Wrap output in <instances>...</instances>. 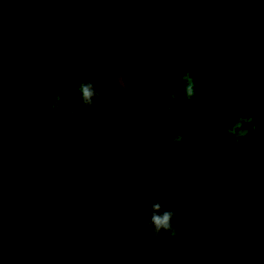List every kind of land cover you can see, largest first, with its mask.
I'll list each match as a JSON object with an SVG mask.
<instances>
[{"label": "flooded vegetation", "instance_id": "flooded-vegetation-1", "mask_svg": "<svg viewBox=\"0 0 264 264\" xmlns=\"http://www.w3.org/2000/svg\"><path fill=\"white\" fill-rule=\"evenodd\" d=\"M1 1L30 58L44 77L31 66L0 7V23L9 26L13 40L31 71L27 77H7L0 87L10 99L20 102L13 104L12 108L38 149L64 179L73 180L67 170L68 164L76 163L75 169L87 170L88 163L93 160L77 155L72 147L65 150L66 160L57 145H92L101 153L99 142L90 136L79 90V50L88 24L99 13L96 11L98 8L90 7L87 4L90 0H42L43 3L40 0H19V8L10 5L9 0ZM91 1L111 4L115 0ZM35 7L42 9L43 14L41 10L36 12ZM17 10L21 14L17 15ZM258 14L264 16V12ZM144 25L134 30L128 42L127 96L121 92L112 72L111 59L119 43L113 50L109 65L113 84L143 135L173 175L174 191L180 189L178 174L186 162L193 165L195 193L207 194L222 183L234 167L252 157L249 146L253 141L259 147L264 146V90L249 83L264 80V22L250 33L248 47L245 45L239 49L228 44L218 46L211 43L190 48L182 45L174 53V59L162 61L155 60V52L151 50L149 64L138 70L141 51L142 58L147 51L143 48L148 37L144 33ZM28 29L32 30L31 36L26 34ZM77 34L82 39L75 53V40L69 41L64 37L70 35L71 38ZM249 64L255 65L254 71ZM20 71L26 73L25 68ZM186 73L194 84V95L190 98L185 94ZM57 95L60 101L54 110L52 106L56 104ZM40 97L41 100L33 102ZM241 116L245 119L252 117V122L243 125L249 132L237 142L238 138L230 137L227 130ZM201 131L203 133H199ZM89 136L91 141H87ZM178 136L182 139L177 141L175 138ZM259 158L264 163V158L260 155ZM75 184H69L74 195L73 188L78 187ZM123 216L113 222L119 223Z\"/></svg>", "mask_w": 264, "mask_h": 264}, {"label": "trees", "instance_id": "trees-1", "mask_svg": "<svg viewBox=\"0 0 264 264\" xmlns=\"http://www.w3.org/2000/svg\"><path fill=\"white\" fill-rule=\"evenodd\" d=\"M9 3L19 8V0H9ZM87 4L98 8L95 9L97 12L108 6V3H93L91 0ZM17 12V15L21 14L19 10ZM259 12H264V7L187 6L160 16L161 21L146 22L144 33L148 34V37L143 48L147 51L144 58L141 57V51L138 70L149 64L151 50L155 52L154 59L162 61L174 59V53L178 52L182 45L190 48L211 43L218 46L228 44L231 48L239 49L245 45L248 47L250 33L264 22V16H260ZM26 34L31 36L32 30L28 29ZM64 39L75 40L73 49L77 53L82 36L77 34L71 35L70 38V35H65ZM257 60L258 58L255 59V64ZM14 62L16 66L12 64ZM249 66L255 70V65ZM22 68L26 69L25 74L20 71ZM30 72L26 60L13 40L9 26L4 22L0 23V85L3 86V80L9 76L22 78L27 77ZM249 83L264 90V80ZM88 125L90 136L99 142L101 153L97 147L92 148V145L57 146L62 149L63 158L66 160L65 150L71 147L77 155L93 160L88 163L87 170L75 169L76 163H69L67 170L78 185L73 188L75 196L91 219L98 222L96 218L106 219L118 208L128 210L132 189L98 136L95 132L92 133L89 119ZM84 134L86 137L87 132ZM90 136L87 141H91ZM259 155L264 158V148L231 171L230 174H235L238 178L232 184L236 195L229 194L219 200L202 198V206L196 210H192L198 204L195 198L198 194L194 189L193 165L183 162V168L178 174L181 180L180 189L175 192L178 213L173 236L180 230H192L184 217L185 212H191L200 234L207 242L213 244V261L217 260L220 264H257L262 259L264 264V163L260 161ZM225 180L223 182H226ZM204 195L206 194H202ZM117 223L105 230H114L119 224ZM0 264H92L90 256L80 245L56 229L31 206L1 170Z\"/></svg>", "mask_w": 264, "mask_h": 264}, {"label": "water", "instance_id": "water-1", "mask_svg": "<svg viewBox=\"0 0 264 264\" xmlns=\"http://www.w3.org/2000/svg\"><path fill=\"white\" fill-rule=\"evenodd\" d=\"M210 5L264 7V0H115L87 26L79 50L80 84L92 82L100 98L93 97L91 107L83 101L86 115L132 189L129 208L114 230H102L95 225L70 189L69 184L76 185L75 182L60 175L23 128L12 108L20 102L10 99L0 87V170L31 206L80 245L92 264H150L168 245L177 224L173 175L113 84L109 67L113 50L126 35L152 19L187 6ZM0 7L31 66L44 77L1 0ZM109 95L113 97L110 107L105 103ZM157 202L161 204L158 215L173 212L170 223L174 230L162 229L159 237L149 243L153 228L146 225L151 217L150 205ZM137 209H142L143 214Z\"/></svg>", "mask_w": 264, "mask_h": 264}, {"label": "rangeland", "instance_id": "rangeland-1", "mask_svg": "<svg viewBox=\"0 0 264 264\" xmlns=\"http://www.w3.org/2000/svg\"><path fill=\"white\" fill-rule=\"evenodd\" d=\"M40 2L43 3L42 0H40ZM31 7L33 9V4ZM66 7L73 9L71 5H66ZM38 10H41L40 12L43 14L42 9L35 7V11L38 12ZM161 19L162 17L159 16L147 23H154L155 21H161ZM135 31L131 32L119 42L118 46L116 47L115 54L111 59V63L113 65L112 72H114L115 78L114 80L117 82L119 88H121V92H123L126 96L127 92L125 90L129 88L128 74L126 73V57L128 54L127 47L128 42L132 38ZM263 147L257 146L256 142L253 141V143L249 146V153L253 157L256 151L261 150ZM237 180L238 178L235 176V174H228L226 176V182L218 184L213 189L209 190L206 195H195L198 204H196L192 210H196V208L202 206V201L200 200L202 198L219 200L227 197L229 194L236 195L232 184H234V182ZM221 193H223V195ZM126 212L127 210L125 211V208L121 207L112 212L111 215L106 219L96 218L99 223L94 219H92V221L98 228L105 230L108 227L111 228L112 224L114 223L113 221L120 216L122 217ZM182 216L183 213L181 218ZM184 217L188 221V224L192 227V230H180L174 236H172L173 239L171 238L168 245L163 249L162 253H160L150 264H220V262H217V260L213 261V258H211L213 256L212 254L214 253V247L212 246L213 244L207 242L206 239L200 234L199 229L195 226L196 222L192 218V213L185 212ZM257 264H263L262 259H260Z\"/></svg>", "mask_w": 264, "mask_h": 264}, {"label": "clouds", "instance_id": "clouds-1", "mask_svg": "<svg viewBox=\"0 0 264 264\" xmlns=\"http://www.w3.org/2000/svg\"><path fill=\"white\" fill-rule=\"evenodd\" d=\"M184 79L187 80V85L185 88V94L186 97L190 98L194 95V84L192 82L191 76L186 73L184 76ZM80 92L82 94V99L84 101V103L88 106L91 107L93 104V97L99 99L100 98V93L96 90H94V85L92 82H87V83H81L80 84ZM113 99V97L111 95H109L106 100L105 103L110 107L111 103L110 101ZM60 101V96L57 95L56 96V104H54L52 107L54 110H56L58 108V104ZM252 122V117H247V119H245V117L241 116L239 118H237L236 122L234 123V125L232 127H230L227 130V133L230 137H237V142H239L240 138H243L245 136H247L249 129L243 127V125L245 123L251 124ZM177 141L182 139V137H176L175 138ZM161 209V204L160 203H153L150 205V210H151V217L150 220L148 222V227H152L153 231L150 234V239H149V243L152 242V240L156 239L159 237V234L161 232V230L163 229L164 231H170V230H174L173 229V224L170 223V221L172 220L173 217V212L172 211H164L161 215H158L157 213L160 212ZM138 212H140V214H143V210L142 209H137Z\"/></svg>", "mask_w": 264, "mask_h": 264}]
</instances>
